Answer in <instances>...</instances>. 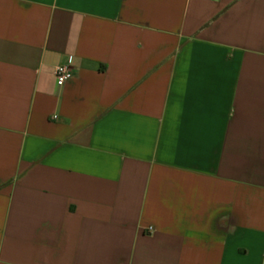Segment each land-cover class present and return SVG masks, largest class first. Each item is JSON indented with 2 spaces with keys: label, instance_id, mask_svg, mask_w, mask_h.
Listing matches in <instances>:
<instances>
[{
  "label": "crops",
  "instance_id": "1",
  "mask_svg": "<svg viewBox=\"0 0 264 264\" xmlns=\"http://www.w3.org/2000/svg\"><path fill=\"white\" fill-rule=\"evenodd\" d=\"M0 264H264V0H0Z\"/></svg>",
  "mask_w": 264,
  "mask_h": 264
},
{
  "label": "built area",
  "instance_id": "2",
  "mask_svg": "<svg viewBox=\"0 0 264 264\" xmlns=\"http://www.w3.org/2000/svg\"><path fill=\"white\" fill-rule=\"evenodd\" d=\"M54 80L57 86H62L65 82L73 77V69L71 66V57L53 68Z\"/></svg>",
  "mask_w": 264,
  "mask_h": 264
}]
</instances>
